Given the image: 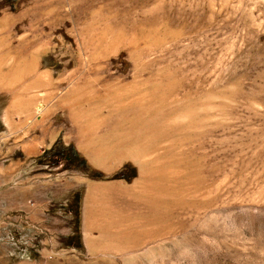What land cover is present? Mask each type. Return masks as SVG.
<instances>
[{
  "label": "rangeland",
  "instance_id": "rangeland-1",
  "mask_svg": "<svg viewBox=\"0 0 264 264\" xmlns=\"http://www.w3.org/2000/svg\"><path fill=\"white\" fill-rule=\"evenodd\" d=\"M0 264H264V0H0Z\"/></svg>",
  "mask_w": 264,
  "mask_h": 264
}]
</instances>
